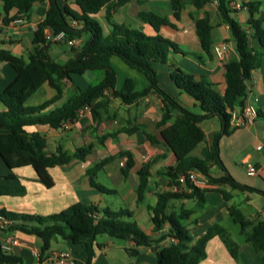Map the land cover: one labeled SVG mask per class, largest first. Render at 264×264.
I'll list each match as a JSON object with an SVG mask.
<instances>
[{"label": "trees", "instance_id": "trees-1", "mask_svg": "<svg viewBox=\"0 0 264 264\" xmlns=\"http://www.w3.org/2000/svg\"><path fill=\"white\" fill-rule=\"evenodd\" d=\"M8 13L16 9L18 14L14 19H28L29 14L37 3L49 2L45 19L35 30L34 44L37 45L28 61L7 51L0 50V61L8 63L16 72L15 80L0 94V100L7 110L0 112V157L10 170L31 166L39 181L48 189L55 186V181L49 169L70 164L74 160L85 162L92 153L94 145L88 144L68 153L59 147L55 153L47 154V139L38 132L29 133V126H49L61 129L66 123H74L79 118V112L89 107L93 119L98 124L103 119V110L109 104L110 98L119 99L125 105H131L150 95H156L162 101V108L156 127L160 129L162 143L175 155L176 164L163 169L162 173L168 178V190L156 194V203L148 207L155 233H160L158 239L141 229L134 220V212L129 209L113 210L109 207L100 208L93 204L75 203L65 210L50 215L9 212L0 209L5 229L4 234L13 232L39 237L42 242V254L51 249L54 239L66 241L73 247L80 248L87 257V264H94L99 236H109L124 242H133L126 251L131 257L140 254L141 248H149L155 254L157 264H200L207 257L206 248L210 240L219 237L225 244L230 255L239 259V246L231 238L228 231L219 224L211 226L208 231L194 239L191 231L185 225L194 215L193 209L181 208L176 211L171 204L176 201L196 200L197 207L206 204L205 191L193 184L182 186L178 179L182 174L195 171L206 178L212 186H230L234 190L250 191L263 194V191L243 186L229 173L220 157V141L236 129L231 125V112L237 110V102L248 94V82L253 71L262 67L264 62V24L263 20L255 19L264 0H216L220 21L229 26L233 42L238 54V60L229 61L225 65L224 79L226 89L220 94L213 87L202 84L195 77L180 69L171 73V79L178 89L191 96L201 110L194 113L181 105L174 97L165 92L158 84L155 69L157 64H165L171 52H181L179 46L160 34L164 27L177 28L176 24L166 17L153 12H142L140 18L149 24L155 35H149L141 29L125 24L113 23L112 14L125 6L130 0H66L73 2L78 10L58 0H0ZM173 17L180 21L182 12L189 3L197 10H202L215 0H171ZM241 3V10L248 9L250 17L247 27L237 19L236 14L241 10L232 8L231 3ZM107 10V20L112 27L109 34L104 33L96 15L102 9ZM196 34L202 46L204 56L213 59L214 45L212 30L214 25L209 12L200 18L192 16ZM11 19H4L8 23ZM50 29L54 35L65 33L67 40L80 39L81 46L72 48L74 57L65 63L54 60L48 47H38L46 44L45 30ZM86 37V38H85ZM49 46V45H48ZM190 54V53H184ZM196 56V55H195ZM121 60L128 68L143 74L149 86L141 91H135L134 81L125 80L121 90H117L118 73L112 63V58ZM199 58H202L199 57ZM88 72H102L103 79L97 85H88L85 89L76 86V93L62 106L48 114L43 112L62 97L63 82H73L75 76H83ZM44 84L55 89L56 96L39 106H29L27 101ZM244 107L242 102L240 108ZM216 118L220 129L210 147L202 150L201 156L193 155L194 151L207 140L202 124ZM136 128L125 130L133 134ZM121 131H116L100 139L103 144L107 137L116 138ZM152 145L160 141L150 134H145ZM126 158V164L121 173L126 180L135 166L133 154L130 151L120 152L102 160L87 170L90 185L103 194H115L97 182L96 178L103 168L117 158ZM145 163L138 170L139 184L136 191L137 204L143 203L152 177V165ZM216 166L221 171L220 177L212 175L211 168ZM7 179H15L10 174ZM176 187L177 191H172ZM190 193H188V191ZM187 191V192H186ZM26 194L25 188H11L0 185V196L20 197ZM225 201L232 196L222 192ZM232 222L244 231L251 227L246 241L264 264V220L252 221L242 211L228 207ZM167 239H174L170 245L160 244ZM23 259L1 249L0 264H20Z\"/></svg>", "mask_w": 264, "mask_h": 264}, {"label": "crops", "instance_id": "crops-1", "mask_svg": "<svg viewBox=\"0 0 264 264\" xmlns=\"http://www.w3.org/2000/svg\"><path fill=\"white\" fill-rule=\"evenodd\" d=\"M58 1L62 6L67 4L78 10L71 1ZM217 5L218 3L215 0L204 9L197 10L188 3L182 12L181 20L178 22L173 17L171 0H130L125 6L113 13L111 18L113 23L125 24L143 31L146 28L149 31V35H155L156 33L149 24L140 18V13L142 12H153L158 16L170 19L176 24L177 28L164 27L160 31L161 35L176 43L181 52H171L167 63L155 65L158 84L181 105L197 114L201 113L199 104L187 93L177 88L171 79V73L180 69L193 75L202 84L211 86L220 94H224L226 89L224 79L225 65L229 61L238 60L239 57L229 26L222 24L221 21H218L217 24L213 22L211 13L213 11L216 12L217 17ZM48 8L49 2L37 3L30 12L28 19H14L18 14L17 10L12 9L6 13L4 4L0 1V50L7 51L28 61L37 48V45L34 44L35 30L44 21ZM205 12L211 14L214 25L212 30L214 41L212 60L203 57L204 52L196 34L195 22L192 18V16L200 18ZM247 13H249L248 9H243L236 14V19L244 27H247L250 17H247ZM261 14V17H264V12ZM106 16L107 10L104 8L95 17L101 23L104 33L109 34L112 24L107 20ZM5 18L11 20L5 23ZM254 18L260 19L256 18V16ZM222 44L227 46V50L225 56L219 58L215 54L214 49ZM43 46L48 47L50 56L59 63H65L74 57L72 48L66 43L53 41L46 44H38V47ZM201 56L202 58H199ZM112 63L118 73L117 90L122 89L125 80L128 78L134 81V88L137 92L149 86V82L143 74L128 68L118 58L113 57ZM15 78V70L8 63L0 61V94ZM94 78L101 81L103 73L88 72L83 76H75L73 82L64 80L61 99L47 108L43 114H48L62 106L76 93V86L85 89L90 85L89 81ZM55 96V89L48 84H44L32 95L26 104L39 106L52 100ZM242 102L244 105L252 104L257 109L258 116L251 124L246 127L236 128L231 135L224 136L221 139L219 146L220 157L229 173L238 183L264 192V149L261 151L257 150L258 146L264 145V62L261 68L253 71L251 80L248 82V94L245 98L238 100L237 110L241 109L240 105ZM162 106L161 99L156 95H150L131 105H125L119 99L111 97L109 104L103 110V119L99 124L94 121L91 111H87L74 123L68 122L58 130L49 126L27 127L26 130L29 133L38 132L47 139V154L55 153L59 147H62L68 153H74L77 148L88 144H93L94 148L85 162L74 160L68 165L49 169V173L55 181V186L51 189H48L39 181L36 172L31 166L10 170L0 157V185L26 189L24 196H0V209L16 213L50 215L59 213L78 202L93 204L100 208L109 207L113 209L106 197L108 194H103L90 185L87 170L106 158L117 156L123 151H130L133 154L135 166L126 180L121 173V169L125 166L127 159L124 157L114 160L117 165L115 175L120 174L123 180V190L116 192L114 195L121 194L122 198L128 199L135 204L137 209L138 170L145 163L153 162L150 185L141 204L148 210V207L152 205L151 200L156 197V194L169 189L168 178L161 174L163 169L173 167L176 164L175 155L162 143L160 129L156 127ZM6 110L5 104L0 100V112ZM202 127L207 135V140L194 151L195 156H201L202 150L212 145L215 134L220 129L216 118L205 121ZM133 128L137 129L133 134L129 135L124 132ZM116 131H121L116 138L107 137L103 144L100 143L102 137ZM145 134L155 136L160 143L152 145ZM229 152L231 153L229 154ZM245 159H248L251 164L257 167L259 171L257 176L253 177L247 174L246 167L242 162ZM214 167L212 166L211 171ZM108 169L109 166L107 164L103 170ZM211 173L215 177L222 175V173L213 174V171ZM10 174L15 175L16 178L7 179L6 177ZM177 190L176 187L172 188V191ZM223 191L232 196L229 202L225 201L222 194ZM205 199L206 204L202 209L197 207L196 200L184 199L176 201L180 205H187L189 202L194 203L193 208L188 209H193L195 213L189 221L185 222L194 239L204 235L215 224L224 227L232 237L229 231L235 224L229 215V206L239 208L252 221L264 220L263 194L234 190L230 186H213L210 189H206ZM153 229L154 226L147 233L154 239H158L161 234L155 233ZM251 230L252 228L249 227L244 231H240L243 241L241 244L236 242L239 246V259H234L222 240L219 237H215L209 241L206 248L207 257L200 264H262L246 241ZM11 235L21 242V245L15 247L12 251V254L23 259L20 264H61L56 258V255L60 252L71 253L72 261L66 264H87V257L83 251L80 248L69 245L64 240L54 239L51 249L42 254L43 242L39 237L17 232L4 234L0 231L1 243ZM166 241L171 243L173 240L167 239ZM164 242L160 244L162 247L170 245H164ZM97 243L101 247L96 248L94 264H116L117 254L128 258L127 264H157L156 256L149 248H141L138 256L131 257L126 249L131 248L133 242L127 241L123 244H117L109 237L102 241L97 239Z\"/></svg>", "mask_w": 264, "mask_h": 264}, {"label": "built area", "instance_id": "built-area-1", "mask_svg": "<svg viewBox=\"0 0 264 264\" xmlns=\"http://www.w3.org/2000/svg\"><path fill=\"white\" fill-rule=\"evenodd\" d=\"M231 6L235 10H241L242 7L241 3L237 1L232 2ZM45 37L48 42H53V41L63 42L66 43L71 48H79L81 46L80 39L67 40L65 33H59L57 35H54L50 29L45 30ZM226 50H227V46L225 44H222L214 49L215 54L219 58H223L225 56ZM87 111H91L90 108L84 107L79 112V117L82 116ZM231 115H232V119H231L232 127L242 128L251 124V122L258 116V111L252 104H246L244 105L243 108L231 112ZM263 149H264V145H260L257 147L258 151H261ZM242 162L243 165L246 167V172L249 176L254 177L258 175L259 171L257 167L251 164L248 161V159H245ZM178 181L182 186H186L188 183H190L201 189H210L213 187L208 183L206 178L202 177L195 171H189L186 174L180 175ZM0 229H5V224L1 217H0ZM173 242H176V240L173 239ZM20 245L21 242L15 236L11 235L1 243V249L6 253H12L13 249ZM56 258L61 262V264H66L72 261V255L70 252H60L56 255Z\"/></svg>", "mask_w": 264, "mask_h": 264}, {"label": "rangeland", "instance_id": "rangeland-1", "mask_svg": "<svg viewBox=\"0 0 264 264\" xmlns=\"http://www.w3.org/2000/svg\"><path fill=\"white\" fill-rule=\"evenodd\" d=\"M263 7L260 9L259 13H257L255 16L256 18H260L261 20H263V24H264V17H261V13L264 12V5H262ZM212 17H213V22L214 24H217L218 21H220V17L218 16V12H217V17H216V12H212ZM249 13H247V17H249ZM147 34L149 33L148 29L145 28L144 30ZM98 80H96V78L92 79L91 81H89V84L91 85H97L98 84ZM231 152H229L230 154ZM193 155H195V152L193 153ZM109 169L108 170H102L96 180L98 183L103 184L105 187L111 189V190H115L116 192H121L123 190V180L121 178V175H115V171L117 169V165L114 163V161L110 162L108 164ZM213 174H218L221 173L218 167H214L212 169ZM120 177V178H119ZM107 199L109 200L112 208L114 210H118V209H129L130 211H134L135 212V221L137 222L138 226L143 229L145 232H150L151 227L153 226V223L150 219V213L149 210H147L146 208H144L141 204L138 205V208L136 209V205L133 204L131 201H129L128 199H124L122 198L121 194L119 195H108L106 196ZM152 205H154L156 203V197L153 198L151 200ZM172 209L178 211L181 208V205L177 202H173L171 204ZM185 208H193L194 203L193 202H189L187 205H183ZM240 231L241 228L239 225H233L230 228V233L232 234V239L237 242V243H242L243 239L242 236L240 235ZM105 238H109V236H99L98 240L102 241ZM117 244H123L125 243L122 240H118V239H113ZM164 245H168L170 244V241L168 243V241L163 243ZM117 261L115 262L116 264H127L128 263V258H125L119 254H117Z\"/></svg>", "mask_w": 264, "mask_h": 264}]
</instances>
